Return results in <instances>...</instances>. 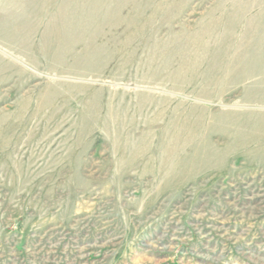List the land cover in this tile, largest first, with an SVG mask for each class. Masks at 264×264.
I'll return each mask as SVG.
<instances>
[{"label": "rangeland", "instance_id": "obj_1", "mask_svg": "<svg viewBox=\"0 0 264 264\" xmlns=\"http://www.w3.org/2000/svg\"><path fill=\"white\" fill-rule=\"evenodd\" d=\"M261 24L264 0H0V264H264Z\"/></svg>", "mask_w": 264, "mask_h": 264}, {"label": "bare ground", "instance_id": "obj_2", "mask_svg": "<svg viewBox=\"0 0 264 264\" xmlns=\"http://www.w3.org/2000/svg\"><path fill=\"white\" fill-rule=\"evenodd\" d=\"M53 1V0H52ZM62 14V13H61ZM48 16V15H47ZM66 24V23H65ZM256 26V25H255ZM261 26H263V24H261ZM264 27V26H263ZM192 28V27H191ZM189 29V28H188ZM233 28H228V29H226L227 31H226V36H225V40H231V39H233L232 38V35H230L231 34V30H232ZM264 29V28H263ZM261 27L259 28V26H258V29H256L255 27L253 28H251V27H246V29H245V31H244V34L240 37V46H239V48H243V49H245L246 50V48L245 47H247V46H250V49H251V51H247V54L250 52V54L252 53V52H254V54L256 55H261L262 53V51L260 52V50H256V49H254V51H252V49L254 48V47H251V46H256V47H261V46H264V30H263ZM204 31H208V32H210V30H204ZM194 33V32H193ZM202 35V34H201ZM173 38V37H172ZM183 38V37H182ZM193 39V38H192ZM198 39V38H197ZM223 39V40H224ZM223 40H222V42H223ZM224 43V42H223ZM233 43V42H232ZM221 47V46H220ZM225 49V48H224ZM223 51V50H222ZM243 51L244 50H241V51H237L236 50V52L233 54V56H245V55H247L246 54V52H244L243 53ZM219 52H220V50H219ZM224 52V51H223ZM223 52H221V53H223ZM199 54V53H198ZM264 54V53H263ZM256 55V56H257ZM248 57H249V55H248ZM254 57V56H253ZM258 57V56H257ZM244 58H246V56L244 57ZM264 58V57H263ZM256 60V59H255ZM241 61V60H240ZM261 61V60H260ZM252 63V62H251ZM155 64V63H154ZM260 67V66H259ZM258 67V68H259ZM232 68V67H231ZM262 69H261V71H263V73H264V67H261ZM242 69V68H241ZM255 69V68H254ZM253 69V70H254ZM55 70V69H54ZM220 70V69H219ZM249 70V69H248ZM247 70V71H248ZM260 71V72H261ZM249 72V71H248ZM257 72V71H256ZM259 72V71H258ZM257 72V73H258ZM260 72H259V75H260ZM230 73H231V76L232 77H237L238 75H240V73H239V68L237 67V68H235V69H231V71H230ZM252 73V72H251ZM250 73V74H251ZM262 73V72H261ZM227 74H229V73H227ZM235 74V75H234ZM241 75H243V74H241ZM245 76V75H244ZM258 78H260V77H258ZM262 78H264V77H262ZM261 79V78H260ZM262 85H264V81L263 82H258V79H257V81H252L250 84H247V85H245V87H246V90H247V92L249 91H251L252 90V88H256V89H258L257 88V86L259 87V90H261L260 89V87L262 86ZM256 89H254V90H256ZM253 90V91H254ZM263 91H264V89H263ZM262 91V94H260L261 96H263L264 97V95H263V92ZM250 93H252V91L250 92ZM262 99H264V98H262Z\"/></svg>", "mask_w": 264, "mask_h": 264}]
</instances>
